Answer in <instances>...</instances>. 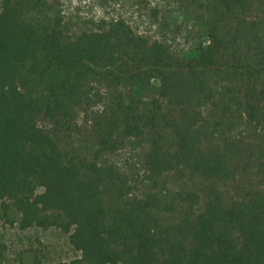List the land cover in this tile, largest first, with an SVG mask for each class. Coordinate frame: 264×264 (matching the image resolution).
<instances>
[{
    "label": "trees",
    "instance_id": "1",
    "mask_svg": "<svg viewBox=\"0 0 264 264\" xmlns=\"http://www.w3.org/2000/svg\"><path fill=\"white\" fill-rule=\"evenodd\" d=\"M263 8L213 0L206 41L187 58L123 20L72 35L43 16L45 0H0L4 225L68 235L80 255L54 264H264V133L234 135L264 126ZM95 81L156 83V97L94 113L91 152L66 151L37 120L75 123L99 103ZM130 138H148L146 180L183 187L139 196L101 162ZM5 252L0 243V264Z\"/></svg>",
    "mask_w": 264,
    "mask_h": 264
},
{
    "label": "rangeland",
    "instance_id": "2",
    "mask_svg": "<svg viewBox=\"0 0 264 264\" xmlns=\"http://www.w3.org/2000/svg\"><path fill=\"white\" fill-rule=\"evenodd\" d=\"M213 0H45L43 16L60 18L72 34L96 31L102 23L123 20L139 36L165 44L172 53L192 57L199 44L206 41V6ZM264 9V8H263ZM99 103L88 112H81L73 124L50 121L41 117L37 125L55 137L69 152H91V117L120 102L141 99L144 103L156 97V83L137 87H112L101 81L92 83ZM264 133L262 125L240 123L234 135ZM148 150V138H130L114 153L103 154L101 162L114 166L134 187V192L166 194L179 190L183 183L174 175L158 181L146 180L143 161ZM165 182V183H164ZM38 192L41 189L37 190ZM0 243L6 246L5 264H32L35 257L45 263H69L79 257L69 244L68 235L56 228L32 227L20 230L17 225H4L0 213Z\"/></svg>",
    "mask_w": 264,
    "mask_h": 264
}]
</instances>
